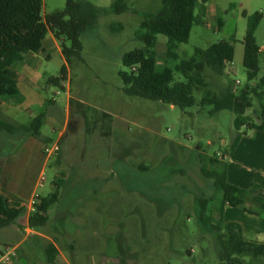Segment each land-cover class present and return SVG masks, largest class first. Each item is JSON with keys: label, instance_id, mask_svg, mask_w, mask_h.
Wrapping results in <instances>:
<instances>
[{"label": "rangeland", "instance_id": "obj_1", "mask_svg": "<svg viewBox=\"0 0 264 264\" xmlns=\"http://www.w3.org/2000/svg\"><path fill=\"white\" fill-rule=\"evenodd\" d=\"M83 1L100 8H109L113 2ZM162 1L126 0L128 12L101 15L83 34V60L73 59L62 88L49 79L59 77L67 65L64 55L51 50V59L43 58L39 66L44 78L41 95L58 108L51 122L46 120L41 127L52 140L50 145L60 131L65 135L58 154L48 159L43 186L37 187V193L47 197L63 180L61 200L49 212L48 227L35 232L60 236L61 247L72 244L74 255L84 257L88 264H223L216 235L207 231L199 216L204 211L208 228L218 224L222 192L202 170L216 168L211 159L221 162L217 170L228 167L224 156L239 144L247 145L254 132L237 130L234 112L214 113L215 106L202 100L208 90L220 95L234 84L238 93L264 76V0H210L204 16H199L198 8L199 20L190 40L174 44L177 59L167 56V37L158 36V68L174 70L178 81L185 79L176 67L191 59L196 49L221 41L235 47L234 61L222 76L205 69L209 87L194 91L196 102L185 110L127 96L119 75L129 71L123 65L124 55L143 48L136 38L143 16L157 13ZM66 2L44 0L43 15L63 11ZM255 13L263 16L256 32L261 72L249 84L243 41L249 16ZM252 102L246 116L259 122L264 99L253 95ZM104 114L109 116L103 119ZM245 136L248 139L240 141ZM202 200H208L205 210ZM60 211L64 217L57 223ZM17 226L0 230V248L18 245L16 264H48L40 238L25 231L27 226ZM71 252L67 250L69 256Z\"/></svg>", "mask_w": 264, "mask_h": 264}, {"label": "trees", "instance_id": "obj_2", "mask_svg": "<svg viewBox=\"0 0 264 264\" xmlns=\"http://www.w3.org/2000/svg\"><path fill=\"white\" fill-rule=\"evenodd\" d=\"M210 0H163L160 10L155 14L143 16L136 38L143 44V48L126 53L123 65L129 71L119 73L127 96L140 97L185 110L194 106L196 99L194 91L208 89L209 84L204 76L206 68L222 76L226 67L233 63L235 47L232 43L221 41L207 49H196L195 55L182 61L176 71L181 73L185 81H178L174 70L165 66L158 68L156 48L158 36L168 39L167 56L178 58L174 51L175 43H187L190 40L194 25L197 24L196 9ZM44 0H0V101L20 99L16 64L22 63L25 55L38 54L43 51L44 41L49 31H52L60 42L62 53L67 65L60 70V76L49 79L50 83L63 87L62 80H66L68 68L73 59L83 60L82 36L87 30L95 26L101 15L123 14L128 12L126 0H113L109 8H100L83 0H67L63 11L50 15H43ZM247 15L246 12H244ZM263 16L255 13L249 16V25L244 38V67L247 70L249 84L254 83L261 72L259 47L256 32ZM222 22L219 21V29ZM69 43L68 46L66 43ZM234 84H229L220 95L212 94L208 90L203 104H213L214 113L223 110L234 112L235 127L237 130H257L264 133V103L261 105L260 121L254 122L246 113L252 108V96L264 99V76L253 85H247L238 93L233 90ZM109 115L104 114L103 119ZM42 118L38 117L32 122L28 131L34 137L40 135ZM0 130L15 132L16 127L0 120ZM109 135V132H105ZM43 158H47L43 152ZM216 168L202 170L205 177L213 179L215 187L222 192L219 215L223 216V206L244 208L247 212L264 216V199L250 194L248 191L233 185L227 176V167L219 166L220 161L211 159ZM63 180L56 183L57 189L47 197L38 200L35 210L29 218V227L38 229L46 227L49 221V212L60 200V190ZM205 210L208 200H202ZM249 204L250 207H245ZM25 209L19 208L0 194V230L18 225V220ZM203 226L210 233L216 235L221 248L223 264H245V258H264V244H255L244 239L242 228L236 223L223 224L222 218L217 225L208 228L205 224L204 211L200 213ZM47 263L57 264L59 251L53 244L47 247Z\"/></svg>", "mask_w": 264, "mask_h": 264}, {"label": "crops", "instance_id": "obj_3", "mask_svg": "<svg viewBox=\"0 0 264 264\" xmlns=\"http://www.w3.org/2000/svg\"><path fill=\"white\" fill-rule=\"evenodd\" d=\"M198 8H200L199 16H204L205 4ZM196 17L199 20L198 15ZM51 50L58 51L63 55L60 42L54 33L49 31L44 41L43 51L38 54L25 55L23 62L14 67L21 98L0 101V120L16 127L15 132L0 130V194L6 197L12 205L25 209L24 214L18 220V225L22 228L27 226L25 231L34 233V236H37L35 238H40L38 241L45 254L46 262L47 247L49 244H53L59 251L57 264H88L89 261L84 257L74 255L75 247L72 244H64L61 247L58 239V237L61 238L60 236L51 238L44 232H35V229L28 227L29 218L33 213L30 199L37 192L40 178L49 162L48 157L43 158L44 148L52 146L50 145L52 140L47 137L42 127L38 137H34L33 133L26 128L31 126L36 117H41L42 122L46 120L51 122L49 120L51 114L57 113L55 111L58 110L57 105L45 99L40 91L43 89L44 78L39 66L42 64L43 58L51 59L49 53ZM45 83L48 84V81ZM71 103V97H69L68 118ZM252 131L254 134L250 138L253 139L247 145L239 144L236 149L233 148L230 151L228 157L224 156V159L229 162L226 172L231 184L264 199V133L257 130ZM64 135V130L60 131L53 145H63ZM245 139H248V136L240 137V141ZM245 207H250V205L246 204ZM222 209L223 216H220L219 219L222 218L223 224L236 223L241 226L246 241L264 244V216L254 215L244 208L228 205H224ZM63 217L64 212L60 211L57 215V223ZM66 219L69 222V218L65 217L64 221ZM48 225L49 223L43 229H46ZM67 250L72 251V256H69ZM245 262V264H249V262L264 264V258H245ZM11 264L16 263L13 261Z\"/></svg>", "mask_w": 264, "mask_h": 264}, {"label": "built area", "instance_id": "obj_4", "mask_svg": "<svg viewBox=\"0 0 264 264\" xmlns=\"http://www.w3.org/2000/svg\"><path fill=\"white\" fill-rule=\"evenodd\" d=\"M239 84V82H237ZM60 151V147L59 144H54L52 146H47L44 148V153L46 155V157H51L53 155L58 154V152ZM43 176V175H42ZM40 178L39 181V186H43V181L44 178ZM40 198V195L35 192L32 196V198L30 199V205L32 207V210H35V206L38 203V200ZM18 246H2L0 248V264H11L13 262V260L16 258L17 253H18Z\"/></svg>", "mask_w": 264, "mask_h": 264}]
</instances>
